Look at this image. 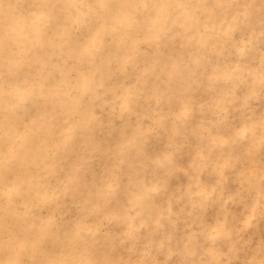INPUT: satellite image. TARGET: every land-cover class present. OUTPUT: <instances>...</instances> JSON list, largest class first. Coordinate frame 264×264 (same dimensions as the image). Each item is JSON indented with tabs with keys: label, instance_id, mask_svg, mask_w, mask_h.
Masks as SVG:
<instances>
[{
	"label": "rangeland",
	"instance_id": "374dc122",
	"mask_svg": "<svg viewBox=\"0 0 264 264\" xmlns=\"http://www.w3.org/2000/svg\"><path fill=\"white\" fill-rule=\"evenodd\" d=\"M155 1L0 0V264H264V0Z\"/></svg>",
	"mask_w": 264,
	"mask_h": 264
},
{
	"label": "bare ground",
	"instance_id": "6f19581e",
	"mask_svg": "<svg viewBox=\"0 0 264 264\" xmlns=\"http://www.w3.org/2000/svg\"><path fill=\"white\" fill-rule=\"evenodd\" d=\"M173 1L174 0H168L169 3H172ZM155 5L158 7V10L160 8L161 12L162 11L169 12V7L167 6V3H166L165 0H160V1L157 0V1H155ZM143 9H144V4L141 7V10H143ZM193 19H194V17L191 18V20H193ZM98 33H100L99 30H98ZM108 34L109 35H115L116 34V28H114V25L109 27V33ZM135 48H136V46L133 47V49H135ZM111 53H113V58H117L120 55L119 54L120 53V49L119 48H117V49H113L112 48ZM142 72H143V75L138 77L139 82L144 81L145 79H147L151 75H157L156 73L155 74L154 73H146L145 71H142ZM142 72H139V73H142ZM168 74H169L170 77H173L174 79H177V81L182 85L183 89H185V90L187 89V87H185V86H187L186 85L187 82L185 80L186 73L183 74V72H178V71L174 70V68H173L171 71L168 72ZM145 75H147V76H145ZM134 89H135V87H134ZM82 96H83L82 94L75 95V97L73 98L72 104H73L74 108H77L81 112V114H82V123L85 124L88 121L89 116L91 115L90 113H91V110H92V104H91V101L84 102L83 99H82L83 98ZM223 136H224L223 133H221L219 131L218 132H211L208 136H206L203 139V143L205 145L206 144H212L215 141L223 140ZM248 186H252L250 181L248 182ZM166 205H167V203L163 204V207H165ZM257 206H258V204L254 205L255 208H257ZM6 212H7L6 209H3V208L0 209V215H4ZM150 237H151V235H150ZM195 243L196 242L194 241L192 247L194 248V251L197 252L198 247L195 245ZM177 247H178L177 249L179 250V254H183L184 257L185 256L190 257V256H194L195 255L194 253L190 252L189 245L184 244V242H181L179 246L177 245ZM71 249H72L71 250L72 252L77 250L76 247H73Z\"/></svg>",
	"mask_w": 264,
	"mask_h": 264
}]
</instances>
